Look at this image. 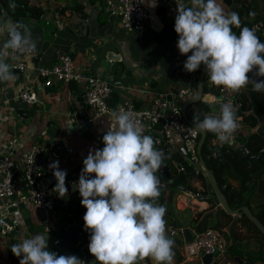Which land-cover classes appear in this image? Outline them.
<instances>
[{"label":"clouds","instance_id":"9594fccd","mask_svg":"<svg viewBox=\"0 0 264 264\" xmlns=\"http://www.w3.org/2000/svg\"><path fill=\"white\" fill-rule=\"evenodd\" d=\"M176 12V46L187 56L186 72H195L203 64L209 82L229 94L249 84L253 91L264 93V80L248 75L255 72L264 77V43L253 29L242 27L239 13H225L217 0H190L188 6L178 4ZM0 28L6 36L0 45V83H6L14 73L5 57L34 56L37 42L23 22L9 18L0 21ZM233 28L240 29L239 35ZM236 111L232 104L223 103L218 116L204 114L201 120L194 113V126L213 133L221 144H230L239 128ZM112 116L115 124L102 137L104 147L89 150L74 184L86 208L83 227L90 233L93 264H140L147 258L155 264H174L175 241L166 234V208L158 203L161 181L156 173L164 167V153L154 147L153 138L144 134V125L130 112L118 109ZM49 167L57 181L53 191L64 198L67 173L59 169L58 161ZM48 239V233L24 238L11 245V252L20 258L19 264H85L75 255L50 251Z\"/></svg>","mask_w":264,"mask_h":264},{"label":"built area","instance_id":"2783aa9c","mask_svg":"<svg viewBox=\"0 0 264 264\" xmlns=\"http://www.w3.org/2000/svg\"><path fill=\"white\" fill-rule=\"evenodd\" d=\"M175 1L177 0H105L104 8L110 17L120 19L123 28L143 31L152 15L160 7L176 13ZM245 26L253 29L258 37L264 32V21L242 27ZM3 36L6 37L4 34ZM5 59L12 65L13 73L14 69L19 70L21 72L19 74H24L27 79V82L18 88L15 98L28 105L26 110L29 116L28 119L21 116L17 109L8 105L5 94L0 93V233L19 228L23 224L24 221L17 216L18 211L13 214L9 213L10 207L23 203L42 215L44 235L48 233L49 237L48 245L58 249L59 255H69L59 246V243L67 239L68 236H64V233L67 231L69 235L68 229L73 224L63 220L62 209H58L61 198L53 191L57 181L49 165L58 161L60 166L73 159H78L77 151L66 150L64 141L68 134L74 131L82 134L83 129L93 121L102 116L113 117L112 113L118 109L130 112L134 119L141 121L144 125V134L153 138L154 145L158 147L166 145L170 153L183 154L185 161L194 171L198 172L200 168L203 170L198 155L200 131L189 124L187 115L183 111L184 105L196 98L199 73L201 68H206L203 64L195 72H186L183 76L186 85L161 91L156 94L150 106L142 107L138 106L132 98H124L114 104L111 99L113 87H122V81L115 79L113 83H110L103 73L84 74L85 67L84 69L77 67L69 52L58 50L55 63L51 66L37 65V61L41 59L38 52L34 56L21 55L16 59L10 57H5ZM186 59L187 56L183 55V60L186 61ZM109 61L110 64L113 63L112 60L109 59ZM73 81L82 83L81 89L85 92V103L93 111L85 115L77 108L71 110L65 115L62 124H54L49 129L52 132V141H50L49 137L42 135L39 131V125L47 118V104L39 96L41 92L39 87L42 86V91H44V88L51 87L52 83L69 86ZM246 90L245 88L238 93L229 94V90L220 86L219 95L204 94L205 98L208 95L211 96V99H205L210 103L205 114L218 116L223 103H230L237 110L239 128L231 143L226 144L227 146H242L240 137L247 127L242 94ZM109 98L111 102H108ZM67 126H69V131L66 129ZM101 140V137L95 139L91 149H95ZM211 143L214 146L223 145L218 142L213 133ZM172 163L177 170V175L173 178L181 173L188 174L184 162L173 160ZM193 163L197 164V167ZM80 169L66 178L68 190L74 187V184H78L83 164ZM52 177L54 180L48 184L47 180ZM166 184L167 182L163 181L160 187L165 188ZM193 194L196 199L203 196L201 193ZM192 204L193 200L187 203V205ZM57 211L59 215L55 217ZM69 216L70 214L67 213V218ZM8 218L11 219L12 224L8 222ZM167 228L173 232L174 236L185 237L184 227L170 225ZM192 236V240L186 241L184 246L187 256H199L201 259L206 253H212V263L242 264L228 254L229 243L222 229L208 227L201 231L196 230ZM87 243L88 241L81 239L79 234L78 241L74 244V247L81 252V260H84L85 264H89V257L83 253L82 248ZM140 264L153 263L147 258ZM202 264H204L203 261Z\"/></svg>","mask_w":264,"mask_h":264},{"label":"crops","instance_id":"0c3cea01","mask_svg":"<svg viewBox=\"0 0 264 264\" xmlns=\"http://www.w3.org/2000/svg\"><path fill=\"white\" fill-rule=\"evenodd\" d=\"M28 1L30 5H37L46 10V13L42 18L47 15H53L52 10L57 7L71 8L79 5L82 6L81 14L75 10L71 12L69 9L66 10L65 13H63V11H59V21L62 22L58 23V25L59 29H62V31L60 33H55L56 38L51 42L45 40L47 30L44 25L30 26L29 29L31 30L32 37L37 42V52L41 56V59L37 61V65L51 66L55 63L56 52L58 50L69 52L72 54L74 63L77 67L82 69L85 67L86 72L84 74L91 75L92 73H103L106 78L115 77L116 80L122 81V87L117 88L115 91L118 93V96L115 98L113 96L111 97V99L113 98V101L115 102L114 104L119 103L124 98H132L139 106H150L157 93L168 88H176L186 85L185 78L183 77L186 75V71L183 69L185 61L183 60V55L179 53L176 46L179 37L174 31L175 16L177 12L173 13L169 9L166 10V8L162 7L161 10L158 9L157 12L152 15L146 27V29L151 31L153 34H168V38L170 40L169 43L173 45V50L169 53L166 52V54L164 51L152 52L151 55H149L151 59L153 57H155V59L152 61V64L148 66L132 62L133 67H131V69L136 70L135 74L131 75L126 65H124L125 67L123 66L121 68H117L114 64L115 61L110 64L107 55L108 51H115L118 54L121 53L124 55V60L127 61L129 58L127 52L129 51V47L126 48L122 39L117 37V33L113 31V26L110 22L118 24L121 21L118 17H110L106 14L107 12L104 8L105 0ZM237 1L238 2H235V0H233L231 6L224 3L222 0H217V3L224 9L225 13H228L233 12L237 7H240L238 5L247 4L251 0ZM177 3L188 6L190 0L175 1L176 6L178 7ZM106 16L108 17L105 18ZM27 18L33 19L32 17ZM115 18L118 19L119 22L115 20ZM118 25L122 27L121 23ZM39 27L40 29H38ZM260 35L259 38L261 39V42L264 43V32ZM5 39L6 37L3 36L2 29L0 28V45L3 44ZM93 46H95V49L92 48ZM176 51H178V55L174 56L175 53H177ZM172 56L175 57L174 62L172 60ZM124 60L117 61L119 63H123ZM158 68L160 71L156 74L155 71ZM119 72H121V77L118 76ZM140 77H142V79H140ZM206 81L207 83L209 81L207 72L205 74V82ZM25 82H27V79L24 74L18 73L14 74V78L11 81L0 83V93L3 92V94H5L7 103L10 107L15 109L28 108L26 103L20 102L15 98L18 88L24 85ZM81 85L82 83H77L78 89L82 88ZM78 89L73 90L70 85L68 86L56 83L53 88L54 91L49 90L40 92V98H42L47 104V118L44 123L39 125V131L42 135L49 137L48 133H52L49 129H51L54 124H62L65 115L73 109L77 108L85 115L92 113L93 109L85 103V97L77 93ZM198 90L199 79L198 88L196 90V98L198 96ZM256 103L257 102H254L252 104ZM22 104L24 106H22ZM92 124V127L87 130L89 135L87 134V131L82 134L74 131L68 134L64 141L66 150H75L78 152V159H73L68 163L61 164L59 166L60 170L66 171V178L71 176L73 174L72 172L81 170L80 168L83 164V160L87 157L89 150L92 148L94 139L99 137L102 138L110 125L115 124V118L102 116L93 121ZM247 128L248 127L245 129ZM66 129L69 131V126H67ZM243 132V138L254 134L264 140V123L258 124L253 127V129L251 127L250 132L252 134ZM241 144L242 143L240 142V145ZM242 146L244 145L242 144ZM103 147V140H101L98 142L95 149H102ZM154 147L157 150L160 148L156 145H154ZM245 148L249 153V149L247 147ZM258 155L264 159V148L261 149L260 154ZM248 167H253L255 169L252 179L248 181L246 185L251 186L254 183L257 186L256 198L252 200L251 203L253 207L252 211L256 213L260 212V203L263 202L264 204V194H262V191L264 190V164L261 163L260 166L248 164ZM156 175L159 178L161 176L160 173H156ZM232 182L237 186V188H244L241 183L239 184L237 181ZM192 184L198 187L201 191L204 189L207 191L209 190L208 186H205V188L200 181H192ZM164 190L165 189H163V193L159 197L158 203L166 208V234L170 239L175 241L174 264H202V258L200 259L199 256H187L184 251L186 243L185 237H182L181 235L174 236L173 232L167 227L174 225L176 227H184L185 229L188 228L192 235H194L197 230L196 224L202 221L203 218L207 220V227L219 228L224 231L229 246L235 247L233 251L231 248L228 249V254L231 257L235 260L241 259L245 263L264 264V240L256 232L247 231L246 227H244L239 221L235 220L241 215H232V218L225 216L219 210L220 204L210 202V199H212L210 194H205L210 196L209 200H203L201 198L196 199L194 194L179 191L169 199V190L167 189L165 192ZM67 198L68 196L66 195L64 198H61V201H64ZM191 200H193V204L187 205V203ZM67 205L69 206V204ZM185 212H189L192 215L190 221L186 218V215L184 214ZM261 214L264 218V211H262ZM17 216L25 221V224H27V231L23 230L22 224L19 227V231L15 228L7 231L6 233H0V264H19L20 258H17L12 254L11 245L19 243L24 238H30L36 234H41L44 230L42 215L35 211L34 208L27 206L25 209H20L17 212ZM33 223L36 224L38 231L36 234L32 235L28 232V229ZM72 224L78 225V222ZM41 225H43L42 229L40 228ZM216 225L219 227H215ZM18 232H21V235L16 234ZM68 254L75 255L81 259V252L78 248H75L72 253ZM149 259L151 260V258ZM151 261L155 264L153 260Z\"/></svg>","mask_w":264,"mask_h":264},{"label":"trees","instance_id":"16d2710c","mask_svg":"<svg viewBox=\"0 0 264 264\" xmlns=\"http://www.w3.org/2000/svg\"><path fill=\"white\" fill-rule=\"evenodd\" d=\"M1 4L5 8L8 16L13 20V22H23L27 17H32L33 19H41L43 15L46 13L42 7L37 5H30L28 0H0ZM235 2H238L235 0ZM15 5V7H12ZM234 11L239 13L241 19V25H251L258 21H264V0H251L247 4L238 5ZM75 10L79 14L82 13V6H76L71 8L66 7H57L52 10L56 23H58L59 11H63L65 13L66 10ZM160 10L162 7L159 8ZM253 13L254 15H250ZM58 14V17L57 15ZM233 31L239 35L240 29L233 28ZM261 36V35H260ZM261 41V39H260ZM264 55V54H263ZM125 67V66H124ZM252 79L255 80H264L263 77H259L255 75V72L248 74ZM71 89L77 90L78 86L75 81L70 84ZM246 91L243 95V109L245 112V123L247 125V129L243 131L252 134L250 132L251 127H255L260 123H264V93L253 91L252 85L249 84L246 87ZM204 94H220V86H215L213 84H208L207 81L204 83ZM112 96L115 98L118 96L117 92H113ZM112 102L113 101L112 98ZM257 102L256 104H252ZM138 104V103H137ZM139 106V105H138ZM210 103L206 100L201 99L193 104H190L186 109L187 118L193 121L194 113L200 116V119H203L205 111L209 108ZM243 132V133H244ZM241 134L240 142L249 149L250 153L255 155L260 154L262 148H264V140L258 135H249L247 137H242ZM246 136V135H245ZM212 133H206V139L202 146V156L206 162L208 168L212 171L215 176L217 183L225 196L227 202L230 207L233 209L240 208L242 206H248L251 210L253 209L251 203L252 200L256 198V184L246 185L248 181L252 179V175L254 174L255 169L253 167H248V164L260 166L261 162L254 159H244L240 154L236 152L237 147L227 146L226 144L220 146H214L211 143ZM202 138V133L199 132V141ZM241 144V145H242ZM220 147L222 150V154L224 157V161L222 163L219 162V159L216 156V149ZM158 150H162L165 156L163 162L169 165L172 171L173 176L177 175V170L174 168L172 161L176 160L178 162H186L185 156L179 152L170 153L166 145H162ZM161 183L163 182L160 179ZM192 181H200L202 185L208 186L209 190H199L198 187L192 184ZM232 181H237L239 184L244 186L243 189L237 188L236 185L233 184ZM182 182L193 192V193H201L203 195L210 194V192H214L211 183L205 172L200 168L198 172L191 171L190 173L183 175ZM160 183V184H161ZM206 188V187H205ZM164 192L169 190V199L180 190L178 189V183H167ZM264 194V190L262 191ZM215 198L210 199L211 203L215 202L220 204L216 194L214 193ZM68 198L64 201H61V206L68 210L70 216L68 217L69 222L76 223L79 221L80 217H83L86 208L81 205V197L79 195L78 190L72 191L68 190L67 194ZM70 198V200H69ZM64 202V203H63ZM69 204L68 207L66 205ZM219 210L227 217L232 218V215L228 214L222 207L219 206ZM264 211L263 202L260 203V212L254 213L255 216L264 224V218L261 212ZM239 221L244 227L247 228L249 232H256L260 235V237L264 240V234L262 231L255 225V223L245 214H241L239 218L235 219ZM206 219L203 218L202 221L196 224V229L198 231L204 230L208 228L206 225ZM215 227H219L216 225ZM80 238L88 241L90 239V233L84 229L83 226L80 227ZM64 236H68V232L65 231ZM49 250H53L55 253L59 255V251L56 248H52L50 245ZM231 248L232 251L234 247Z\"/></svg>","mask_w":264,"mask_h":264},{"label":"water","instance_id":"95a60500","mask_svg":"<svg viewBox=\"0 0 264 264\" xmlns=\"http://www.w3.org/2000/svg\"><path fill=\"white\" fill-rule=\"evenodd\" d=\"M224 3L228 4V5H232L233 3V0H222ZM10 17L8 16L5 8L3 7V5L1 4L0 2V21H6L8 20ZM11 19V18H10ZM11 21H13L11 19ZM2 33L4 34L3 32V29H2ZM5 35V34H4ZM177 53H175L174 56H177L178 55V51H176ZM108 55V58L112 61H117V60H124V55H122L121 53L118 54L116 53L115 51H108L107 53ZM174 56H172V60L174 62ZM207 70L206 68H201V73H200V78H199V90H198V96L196 99L190 101L189 103H186L183 107V111L184 113L186 114V109L187 107L190 105V104H193L199 100H201L203 97H204V83H205V74H206ZM14 73H21L19 70H15L14 69ZM126 75V74H125ZM108 81L110 83H113L114 80H115V77H109L107 78ZM209 84H211L209 81H208ZM56 84L55 83H52L51 84V87H45L44 88V91H54L53 88ZM117 87H113V91H116ZM39 90L42 91L43 90V87L40 86L39 87ZM78 94H81L82 96L85 95V92L82 91V89H78L77 91ZM209 96V95H208ZM207 97V96H206ZM211 97V96H210ZM84 98V97H83ZM208 100L207 98L204 97V100ZM108 102H111L110 98L108 99ZM18 113L27 118L28 119V116H29V112L28 110L26 109H20L18 108L17 109ZM188 119V118H187ZM188 122L190 125L194 126V122L191 121L190 119H188ZM92 123L89 124L87 127H85L83 129V132L87 131L88 128L92 127ZM195 127V126H194ZM196 128V127H195ZM201 132V131H200ZM202 133V138L200 140V144L198 146V155L200 157V164L203 168V170L205 171L207 177L209 178V181L212 185V188H213V191L214 193L216 194L219 202H220V206L228 213V214H231V215H241V214H245L247 215L254 223L255 225L262 231V233L264 234V224L255 216V214L253 213V211L248 207V206H242L240 208H236V209H233L230 207L229 203L227 202L225 196L223 195L218 183H217V180L215 178V176L213 175L212 171L208 168V166L206 165V162L202 156V146L205 142V139H206V133L205 132H201ZM48 136L50 138V141H52V133H48ZM236 152L238 154H240L243 158H247V159H254V160H257L261 163L264 164V159L259 156V155H255L253 153H248L246 148L244 146H239L236 150ZM216 156L217 158L219 159V162L222 163L224 161V157H223V154H222V150L220 147H218L216 149ZM164 164V167L158 172L160 173V178L167 182V183H178V189L180 191H183V192H186V193H189V194H193V192L182 182V179H183V175L184 173H181L178 177L176 178H173V174H172V171H171V168L169 165L165 164V162H163ZM184 166L186 167L187 169V173L191 172L193 169L192 167L187 163L185 162L184 163ZM14 178H15V175H14ZM54 180V177L52 178H49L47 180L48 184ZM40 188H42V185H40ZM72 191H75V190H78L76 187H72L71 188ZM161 194L163 193V188L161 187V190H160ZM201 199L203 200H209L210 199V196L209 195H203L200 197ZM68 206V205H66ZM26 206L23 204V203H20L18 206H12L9 208V213L10 214H13V213H16L17 211H19L20 209H25ZM8 222L10 224H12V221L10 218H8ZM84 225V220H83V217H80L79 221H78V225H71L68 229L69 231V235L67 237V239H64L62 241H60L59 243V246L65 250L67 253H72L74 251V244L77 243L78 241V237H79V233H80V227ZM16 229L19 231V228L16 227ZM193 236H192V233L190 232V230L188 228L185 229V239L186 241L190 242L192 240ZM90 243V239L88 240V243L87 245H85L83 248H82V251L83 253H85L86 255H88L89 257V264H93V261L95 260V257H93L89 250H88V245ZM212 260H213V254L212 253H206L203 257H202V261L204 264H218L217 262H214L212 263ZM237 261L239 263H242V264H250V263H245L243 260L241 259H237Z\"/></svg>","mask_w":264,"mask_h":264},{"label":"rangeland","instance_id":"374dc122","mask_svg":"<svg viewBox=\"0 0 264 264\" xmlns=\"http://www.w3.org/2000/svg\"><path fill=\"white\" fill-rule=\"evenodd\" d=\"M56 15L58 17V14H56ZM107 17L108 16H106L105 18H107ZM115 20H117L119 22L118 19L115 18ZM60 22H62V21H59V19H58V23H60ZM58 23H56L54 15H51V16L47 15L46 17L38 19V20L37 19L36 20L30 19V18H26L24 20V24L27 25L29 28L31 25H40V26H41V24L44 25L46 27V30H47V33L45 34V40L49 41V42L53 41L56 38L55 33H60L62 31V29H59ZM120 23L121 22H119L118 24H120ZM110 24L113 26V28H112L113 31H115L117 33V35H118L117 37H120L122 39L126 48L129 47V51H127L129 58L127 59V61L124 60L123 63H119L118 61H115L114 64L117 68H121L124 65H126V67H128V69H129L131 75H134L135 70H136V69H131V67H133L132 62L133 63L137 62L140 65L142 64L144 66H148V65H151L152 61H154V59H155V57H153L152 59L150 57L152 52L164 51V53L166 54V52L169 53L173 50V45L171 43H169L170 40L168 38V34H165V33L153 34L151 31H148V29H145L141 32H139V31L137 32V31L132 30V29H125L123 27H120L118 24H114L113 22H110ZM38 29H40V27ZM92 48L95 49V46H93ZM159 71L160 70L158 68L155 71V73L158 74ZM118 76L121 77V72L118 73ZM140 79H142V77H140ZM22 106H24V105L22 104ZM87 134L89 135L88 131H87ZM189 162L191 163L190 160H189ZM193 165L197 167V164L193 163ZM210 195L213 199L215 198L214 192H212V193L210 192ZM69 200H70V198H69ZM58 209H62L63 220H65L68 223L69 222V219L67 218L68 210L65 209L64 207H62L61 204L58 205ZM35 211H37V210H35ZM184 214L186 215V218L189 219V221H190L192 215L189 212H185ZM58 215H59V211H57L55 213V217H57ZM26 226H27V224H25V221H24L23 225H22V228L24 231H27ZM40 228L42 229L43 225H41ZM37 231H38V228H36L35 223H33L31 226H29L28 232H30L32 235L36 234ZM16 234L21 235V232H18ZM43 234H44V230H43Z\"/></svg>","mask_w":264,"mask_h":264},{"label":"bare ground","instance_id":"6f19581e","mask_svg":"<svg viewBox=\"0 0 264 264\" xmlns=\"http://www.w3.org/2000/svg\"><path fill=\"white\" fill-rule=\"evenodd\" d=\"M206 98H207V99H211V97H210V96H207Z\"/></svg>","mask_w":264,"mask_h":264}]
</instances>
